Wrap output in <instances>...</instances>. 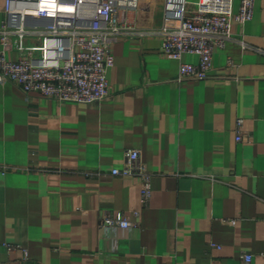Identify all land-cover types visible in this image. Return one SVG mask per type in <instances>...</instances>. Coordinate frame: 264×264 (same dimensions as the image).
Segmentation results:
<instances>
[{
  "label": "crops",
  "instance_id": "0c3cea01",
  "mask_svg": "<svg viewBox=\"0 0 264 264\" xmlns=\"http://www.w3.org/2000/svg\"><path fill=\"white\" fill-rule=\"evenodd\" d=\"M161 23V0L119 15L100 102L0 82V264H264V0L233 24L203 81L178 80ZM132 149L150 176L145 206L138 177L111 175ZM117 213L132 228L101 226Z\"/></svg>",
  "mask_w": 264,
  "mask_h": 264
},
{
  "label": "built area",
  "instance_id": "2783aa9c",
  "mask_svg": "<svg viewBox=\"0 0 264 264\" xmlns=\"http://www.w3.org/2000/svg\"><path fill=\"white\" fill-rule=\"evenodd\" d=\"M153 0H6L0 28V82L16 84L24 94L63 103L90 105L108 97L107 74L113 67L111 46L122 34L119 15L149 11ZM259 0H161L162 23L155 30L161 37V54L180 62L178 80L203 81L210 77L214 52L231 39L233 24L252 19ZM70 9L71 11L69 12ZM16 52L17 60H9ZM197 57L196 65L181 62ZM243 120L236 123V142H243ZM123 170L114 177H138L140 201L151 196L150 176L139 165V152L125 153ZM137 217L138 213H134ZM101 226L129 230L133 224L121 213L107 214ZM220 250L217 246H211ZM244 264L251 256L243 255Z\"/></svg>",
  "mask_w": 264,
  "mask_h": 264
},
{
  "label": "bare ground",
  "instance_id": "6f19581e",
  "mask_svg": "<svg viewBox=\"0 0 264 264\" xmlns=\"http://www.w3.org/2000/svg\"><path fill=\"white\" fill-rule=\"evenodd\" d=\"M69 10V12L71 11L70 9H68Z\"/></svg>",
  "mask_w": 264,
  "mask_h": 264
}]
</instances>
